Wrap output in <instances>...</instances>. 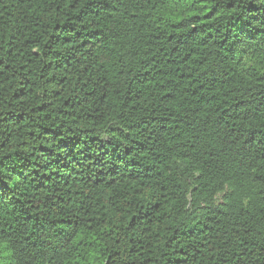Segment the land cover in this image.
<instances>
[{
  "label": "trees",
  "instance_id": "trees-1",
  "mask_svg": "<svg viewBox=\"0 0 264 264\" xmlns=\"http://www.w3.org/2000/svg\"><path fill=\"white\" fill-rule=\"evenodd\" d=\"M0 264H264V0H0Z\"/></svg>",
  "mask_w": 264,
  "mask_h": 264
}]
</instances>
